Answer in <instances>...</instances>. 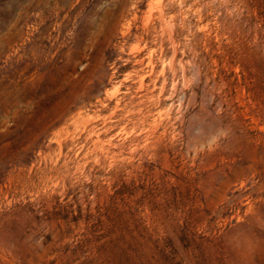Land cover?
Segmentation results:
<instances>
[{
	"label": "rangeland",
	"instance_id": "rangeland-1",
	"mask_svg": "<svg viewBox=\"0 0 264 264\" xmlns=\"http://www.w3.org/2000/svg\"><path fill=\"white\" fill-rule=\"evenodd\" d=\"M0 264H264V0H0Z\"/></svg>",
	"mask_w": 264,
	"mask_h": 264
}]
</instances>
